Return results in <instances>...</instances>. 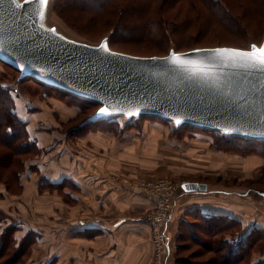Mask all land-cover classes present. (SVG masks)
<instances>
[{"label":"rangeland","instance_id":"374dc122","mask_svg":"<svg viewBox=\"0 0 264 264\" xmlns=\"http://www.w3.org/2000/svg\"><path fill=\"white\" fill-rule=\"evenodd\" d=\"M104 1L108 0H50L42 24L45 27H54L57 32L64 34L70 39L92 45H96L101 38L108 37L110 47L113 50L135 56H165L169 49L186 51L193 48L218 46L247 49L251 44H261L264 37V3L261 0H256L261 8L258 11L255 9L254 0H240L243 4L238 0H230L232 8H230L231 12L225 15V20L218 18L220 14L216 13L214 4L203 3L204 0H191V2L157 0L153 5L146 2L147 0H110L111 5H114L118 1L121 4L116 7V11L113 14L97 10L104 4ZM167 1L172 5L166 6ZM211 1L218 4V9H223L220 1ZM145 3L146 6L148 3L147 7ZM161 13H163V16L167 15L172 18L169 25L166 24L165 27H153L150 23H145L147 18ZM0 81L4 87L11 90L13 99L14 97L17 99L16 104V100L14 99L15 113L16 107H22L23 110H26L30 114L32 122L38 123L42 129L56 131L60 137L59 142L54 140L55 143L47 145L45 149L31 150L29 154L25 155L20 154V159L23 161V170L20 173L18 184L12 183L11 169L7 165L4 166V161L3 166L0 165V231L14 229V223L15 225L21 224L26 218H32L33 216L32 208L21 196L23 191L22 182L24 181L22 174L31 160L36 158L35 161H37V165L40 167L42 155L43 161L45 160L44 156L47 154V150L53 156L56 152L52 150V147L58 143L70 152V157L76 156V137L79 135L84 136L88 131L108 132L117 135L116 130L120 129V127H125L124 130L127 133L133 130L139 132L145 131L146 133L150 129L149 126L156 125L157 123L162 125L165 134L168 133L170 136H175L178 140H182L183 138L189 139L193 133L207 135L209 147H207L208 153L206 155H211L215 151L224 157V174L223 176L209 179L208 184L211 189H215L216 191H233L235 193L251 190L247 198H241V201H249L253 204L237 202L236 198L228 197L227 195L218 197V195L211 194V196H205V199L221 205L222 209H215V212H219L218 214L210 211V209H201L200 207L187 208L188 211L199 209L205 215H227L231 219L219 223L220 227L224 228L220 234L207 236L200 232L204 224L199 220H194L195 217L188 216L187 225L182 222L184 220V212L182 216L183 220H180L181 223L179 225V238L175 240L174 244V264H197L203 261L202 257L198 258L199 256L195 254L196 252L199 254L201 249L198 246L199 243H203L204 247L217 243L218 247L221 245L223 248L222 254L224 255L231 251L237 245L239 236H243L246 229L239 222V219L232 217L235 215L233 212H235L236 206H241L243 209L246 208L247 214H254L253 217L264 215L259 210V206H264V198L256 193V191L264 192V144L242 142L239 140H222L218 137L220 136L218 132H204L193 127L175 130L173 126H169L170 124L168 125L151 116H141L131 120L115 116L102 119L105 120V123L101 122L92 125L84 123V121L92 116L96 106H88L86 102L73 99L69 95H63L53 90H47L28 80L19 82L17 81V73L1 62ZM11 88L14 90L12 91ZM29 140L37 147L34 138H30L29 136ZM1 151L2 149L0 148ZM249 158H254L255 161L251 166V170L247 169L246 164ZM54 159L50 158L48 162H43L46 169L51 167L57 169L58 164ZM35 166H29L28 170L37 172ZM34 176L33 179H37L36 183L39 185L38 192L44 193L49 191L53 193V196L59 195V199H62L64 203L72 204V201L75 199L73 196H76V193L68 187L61 188L60 186L62 185L61 183L71 184L70 179L56 180L57 182L53 181L52 183L48 182L41 174ZM166 176L170 177V175ZM31 177L29 181L32 179ZM209 177L212 178L211 175ZM174 180L176 181L177 179ZM178 194L179 192L177 193V197ZM179 205H181L180 201L175 213L180 208ZM57 209L55 208L54 211L57 212ZM58 210L63 216L69 215L68 211ZM258 225L262 226L260 223ZM53 227L56 228V225L53 224ZM19 234L21 235L22 233ZM27 235L28 239L26 241L23 239L21 242L27 246H23L22 244L16 245L15 243L12 245L15 249H22L23 253H25L17 260L16 264L29 263L28 259L32 255L34 248V242L30 241L35 236ZM253 240L255 241L253 242ZM249 242L248 248L244 247L241 250L246 252L245 256L248 255V260L253 264L264 255L263 232L258 231ZM38 264H41V262H38Z\"/></svg>","mask_w":264,"mask_h":264},{"label":"crops","instance_id":"0c3cea01","mask_svg":"<svg viewBox=\"0 0 264 264\" xmlns=\"http://www.w3.org/2000/svg\"><path fill=\"white\" fill-rule=\"evenodd\" d=\"M0 86H3L1 81ZM14 99L16 104L17 99ZM16 114L26 123L28 135L34 138L38 150L55 143L54 140L60 141L56 131L42 129L32 122V117L22 107H16ZM149 127L146 133L137 130L127 133L120 127L117 135L88 131L76 137V156L70 157V152L58 143L52 147L56 152L53 156L47 150L43 161V155H39L40 167L36 158L28 163L22 174L21 196L32 208L33 216L20 222L14 234L17 240L26 239L27 234L35 236L30 241L34 242V248L28 264H154L150 228L145 218L153 210L154 203L135 185L138 181L158 178L178 183H204L207 186L204 192L182 190L179 193L180 208L167 224V247L162 264H174L179 222L187 208L210 209L215 214L219 213L215 209H222L220 204L212 203L205 196L227 195L211 189L208 184L209 179L223 176L224 157L215 151L206 155L209 139L203 133H191L194 138L178 140L165 134L159 123ZM50 158L57 161V169H46L43 162ZM253 162L254 158L247 159V169L251 170ZM29 166H35L37 172L28 170ZM40 174L52 183L70 179L71 184L61 183L60 186L76 193L72 204L64 203L59 195L53 196L47 190L38 192L39 185L33 177ZM228 194L237 202L251 204L241 201L244 197L239 192ZM55 208L68 211L69 215H61L58 209L54 211ZM235 208L232 217L239 219L246 228L244 235L253 227L264 229V215L254 218V214H247L246 208ZM259 210L264 214V206H259Z\"/></svg>","mask_w":264,"mask_h":264},{"label":"water","instance_id":"95a60500","mask_svg":"<svg viewBox=\"0 0 264 264\" xmlns=\"http://www.w3.org/2000/svg\"><path fill=\"white\" fill-rule=\"evenodd\" d=\"M38 9L36 0H5L0 4V42L6 49L0 51V62L17 72L19 82L33 80L96 103L98 107L84 123L115 116L127 120L151 116L169 121L175 130L188 125L225 137L264 141V74L213 67L205 81L164 62L169 53L175 52L181 56L191 53V59L208 63L203 50H248L253 44L247 49H169L165 56H135L113 50L108 37L92 45L57 31L53 34L51 29L55 28L43 26L44 16L41 18ZM261 45L264 37L257 46ZM197 49L202 52L196 53ZM100 107L112 114L98 117ZM181 188L187 193L207 190L206 184L192 182H184ZM250 191L240 194L247 198ZM256 193L264 198L263 191Z\"/></svg>","mask_w":264,"mask_h":264},{"label":"trees","instance_id":"16d2710c","mask_svg":"<svg viewBox=\"0 0 264 264\" xmlns=\"http://www.w3.org/2000/svg\"><path fill=\"white\" fill-rule=\"evenodd\" d=\"M110 0L104 1V4L97 9L98 11H103V13H108L110 12L111 14L116 11V7L120 6V1L115 3L114 5H111ZM157 0H147L146 2L150 4H154ZM174 1H187L191 2V0H174ZM220 1L221 6L223 9H218V4L213 3L211 0H204L203 3H212L215 5L216 13L218 12L220 15H218V18L220 20H225L226 19V14L230 13L232 8V3H230V0H217ZM241 4H243L240 0H238ZM253 1V0H251ZM250 1V2H251ZM264 3V0H261ZM254 6L256 11L261 10L259 3L254 0ZM147 3V6H148ZM172 4L167 1L166 6H171ZM146 6V3H145ZM144 6V7H145ZM146 6V7H147ZM262 7V5H261ZM264 9V5H263ZM154 15V14H153ZM169 19V21H167ZM172 20L169 16H163V13L154 15L150 18H147L145 23L147 22L150 23L153 27H165L166 24L169 25V22ZM132 27V26H130ZM162 34V33H161ZM163 36V34H162ZM13 71H15L13 69ZM16 72V71H15ZM17 73V72H16ZM32 82L33 84H38L42 86L43 88L47 90H53L57 93L63 94V95H69L67 93H64L62 91L50 88L48 86L42 85L40 83H37L33 80H28ZM12 89V88H11ZM14 89H12L13 91ZM73 99H77L82 102H86L88 106H96L98 105L94 102L90 101H85L82 99H79L77 97H73L69 95ZM157 118V117H156ZM160 121L167 123L169 126H172L169 121H165L163 119L157 118ZM101 122L105 123V120L97 121L94 123H88V124H99ZM13 124V126H12ZM184 127H191V126H183ZM125 128V127H123ZM195 128V127H193ZM199 130H203L204 132H210V133H216L214 130L210 129H201L197 128ZM119 130V129H118ZM172 130V129H171ZM173 131V130H172ZM220 139L224 140H239L242 142H253V143H258V144H264V141H256V140H247L243 139L240 137H225V136H218ZM0 148L2 151L0 152V165L3 166V161H4V166H8L11 169V180L12 183L18 184L19 176L20 173L23 170V161L20 159V154L25 155L29 154V152L32 150H37L38 148L29 140V135L26 129V123L22 121L15 113L14 111V99L12 97L11 90L9 88H6L4 86H0ZM1 179V177H0ZM195 217L194 220H199L202 222L204 227L201 229V233H204V235L207 236H216L221 233V230L224 229L220 227L219 223L223 222L224 220H230L231 218L228 217L227 215H205L203 211H200L199 209H194L191 211H186L184 213V220L182 221L185 223V225L188 224L187 217ZM214 218V220L211 221V219ZM181 222H179L180 225ZM196 224V223H195ZM14 229H8L7 231H0V264H16L17 260L23 256L25 253H23L22 249L18 250L13 248L12 245L15 243L16 245L22 244L23 246H27L22 242V240H17L15 237V232L17 229L20 227V224L14 223ZM190 226V225H188ZM226 228V227H225ZM180 229V228H179ZM14 230H16L14 232ZM258 231L263 232L264 230L260 228L253 227L250 230H248L247 234H243V236H239L237 245L232 248L231 251H229L226 255L222 254V247L217 246V243L206 245L204 247L203 243H199L198 246L200 249L199 254L196 252L195 254L203 258V261H200L197 264H252L251 261L248 260V255H246V252H243L241 249L248 248V244L250 243L249 241L252 240V236L256 234ZM193 232V231H191ZM180 231L178 232L177 238H179ZM2 235L8 236L4 237ZM31 235V234H30ZM2 236V237H1ZM176 238V239H177ZM28 239L26 237L25 241ZM255 240H253L254 242ZM20 242V243H17ZM252 242V243H253ZM251 243V244H252ZM12 247V248H11ZM18 250V251H17ZM20 255V256H19ZM253 264H264V255L263 257L257 261L256 263Z\"/></svg>","mask_w":264,"mask_h":264},{"label":"snow or ice","instance_id":"6c2138e0","mask_svg":"<svg viewBox=\"0 0 264 264\" xmlns=\"http://www.w3.org/2000/svg\"><path fill=\"white\" fill-rule=\"evenodd\" d=\"M5 0H0V4H3ZM9 3L14 2V0H8ZM26 2H32V0H26ZM39 5V15L41 18L44 16V10L49 0H36ZM55 29H51V32L55 34ZM104 52H108V48L105 45H101ZM3 48V42H0V51H5ZM196 53H201L202 50H195ZM193 54H185L181 56L175 52L169 53L167 57L164 58V62L173 65L178 69L186 72L190 77L197 78L201 80H207L211 75L213 67H223L232 69H241L246 72L260 73L264 74V45L257 46L255 44L251 45L248 50H239L231 48H217L214 50H203L204 58L208 63L203 61H198L191 59ZM23 71V69H21ZM112 113L106 107H100L98 113L99 116H107ZM128 115H135V112H128ZM177 124L180 123L179 120L176 121Z\"/></svg>","mask_w":264,"mask_h":264},{"label":"built area","instance_id":"2783aa9c","mask_svg":"<svg viewBox=\"0 0 264 264\" xmlns=\"http://www.w3.org/2000/svg\"><path fill=\"white\" fill-rule=\"evenodd\" d=\"M184 182H173L168 178L142 180L136 189L151 198L153 210L145 216L149 223L153 245V263L162 264L167 247V224L178 207L177 193L182 191ZM179 195V194H178Z\"/></svg>","mask_w":264,"mask_h":264},{"label":"bare ground","instance_id":"6f19581e","mask_svg":"<svg viewBox=\"0 0 264 264\" xmlns=\"http://www.w3.org/2000/svg\"><path fill=\"white\" fill-rule=\"evenodd\" d=\"M8 66V65H7Z\"/></svg>","mask_w":264,"mask_h":264}]
</instances>
